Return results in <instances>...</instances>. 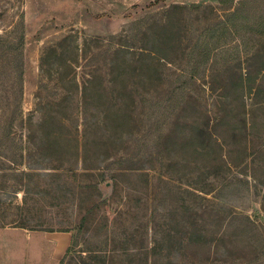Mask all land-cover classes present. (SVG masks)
Returning <instances> with one entry per match:
<instances>
[{"label": "rangeland", "instance_id": "374dc122", "mask_svg": "<svg viewBox=\"0 0 264 264\" xmlns=\"http://www.w3.org/2000/svg\"><path fill=\"white\" fill-rule=\"evenodd\" d=\"M225 1L229 7L220 0H0L2 228L72 231L78 243L64 264H102V256L107 264L139 263L147 253L150 264H211L205 251L179 249L168 234L190 218L188 208L196 214L204 204L250 221L241 243L222 256L212 250L216 264H264V0ZM169 10L177 12L166 16ZM160 24L169 27L157 35L164 59L154 76L127 68L112 80L111 54L121 44L138 50L153 42ZM69 36L80 54L89 44L73 71L76 92L47 72L59 65L53 49ZM97 71L105 76L102 100L85 107L82 89ZM120 109L132 126L113 118ZM186 122L196 140L179 150L192 133ZM41 139L64 154L41 152ZM111 140L124 151L113 165L101 164ZM235 227L226 230L233 238ZM129 235L131 244H117ZM127 247L138 251L127 256Z\"/></svg>", "mask_w": 264, "mask_h": 264}, {"label": "trees", "instance_id": "16d2710c", "mask_svg": "<svg viewBox=\"0 0 264 264\" xmlns=\"http://www.w3.org/2000/svg\"><path fill=\"white\" fill-rule=\"evenodd\" d=\"M220 1L223 4L228 5V2H226L225 0H220ZM227 7H229V5ZM174 9H176L177 11L182 10V8L180 7H176ZM176 12L169 10L166 12L167 14L166 16H171L173 14H176ZM235 13L236 12H234L233 14ZM168 27H169L168 25L165 26L164 24H160L159 26L155 25L153 27L155 30L157 29L161 30V32H154L155 43H154V40L153 42H149L151 46L149 44H146L142 46L141 48H139L138 50H136L135 48L133 49L129 46H125L124 44L119 45L118 48L110 56L111 59H110L109 68H110V75H111L112 80H115V77L117 75L119 74L122 75L121 71H124L123 75L126 74L128 71L127 68H130L133 71V73L134 72L140 73V75H146V74L153 75L151 72L155 70L156 67H158L162 63L161 59L162 60L164 59L160 57L161 50L158 48V44L162 40H158L157 35H162ZM88 46L89 44H86V46L84 47V50L82 51V54H80V48L76 44L75 38L73 36H69L65 38L64 40H62V42L59 43L58 47L53 49L51 53V55L55 54L54 56L57 58V60H59L58 61L59 65L57 67L48 69L47 72L50 76H52V73L56 71V73L59 75L61 80L64 82L63 83L64 87L68 88L70 92L79 91V85L77 83L76 77L73 76V71L80 64L81 57H84V59L88 58V54H89ZM49 58L50 56L48 55V60ZM47 63L48 62H46V64ZM103 83L105 85V76L101 72L99 73L97 71L95 73L92 72L90 74L88 80H86V83L84 84L83 89H82V94H83L82 99H83L85 107L87 103H89L88 101L90 98H94L93 100L94 101L96 100L97 103L100 105V101L102 100V96H103L100 93L101 91L102 92L104 91ZM261 87L262 86L259 87L260 90H261ZM124 91L125 93H127L128 96H131L132 90L126 87ZM53 107H54L53 108L54 110L50 114H48V116H43V119L41 123L39 124L41 129L47 128L49 124L54 119L57 118L55 116V113L57 112V110L63 109L62 108L63 103L58 104V105H53ZM186 108H187L186 110L189 111L192 108V106H188ZM112 115H113V118L118 123H120V125H122V127L125 126L124 120H127V124H130L131 126L133 125L132 124L133 116H131L129 112L127 114H124L122 113V109H120L119 111H116V113ZM186 124L188 125L187 128L190 127L192 129V133L190 135H187L186 133L184 134L183 140L178 142L179 145H177L179 150L181 148L186 147L187 143H190L191 141L196 140V127L192 126V124L188 122H186ZM131 126H128V128ZM182 133H184V131ZM186 136H187V139H186ZM216 142L217 144H219L218 141ZM117 143L118 142L111 140L110 144L105 145L106 148H104L103 154H99L98 156L99 157L98 160L101 159L99 161L101 162V164L110 163V165H113L114 164L113 158L118 157L121 155V153H123L124 150L122 148L126 144L121 143V146L120 145L118 146ZM38 147L41 152H51L52 153V151H54L56 154H59V153L64 154L63 152H61L60 150L61 148L59 146L52 144L50 142H45V141L43 142V139H41V145ZM112 149L114 152H112ZM203 150L205 151V148H203ZM49 158L51 159V157L46 156L44 157V160L48 161L50 160ZM123 161L125 160L123 159ZM110 165H106V166L110 167ZM95 169H98V166L93 168L91 166L85 165L86 171H92ZM130 170H136V168H134L133 166L132 168L125 169L124 172L112 174L110 179H112L114 182H117V179L120 178V176L122 175L127 176L128 175L127 172ZM107 178L108 177L104 175L103 181H106ZM196 191L204 193L203 191L198 190V189H196ZM198 199H201V197L200 195L196 194V202H198ZM191 212H192V209L188 208L187 212L185 211V215H187V217H189L190 215V218H182V219L177 220V225L171 228L168 234L170 235V238L173 237V242L180 241L179 246H178L179 249L184 248V246H189L193 248L196 247L197 250L205 251L204 257H207L206 261H211L212 262L211 264H216V262L219 263V261L221 260V259L215 260L213 257H211L212 250L215 249V251L217 252V255H219L223 251L221 253V256H222L225 251L224 248L229 249L231 248V244H233V246H236L239 244L240 241H243L242 238L244 236V232L246 231V228H249V225L245 223L250 224V221L248 219L245 220V218L243 217L239 218L238 216L229 214V213H232V211L228 212V210L224 209V212L226 214H222V212H215L212 208L204 204L196 205V212H195L196 214L194 213L191 214ZM232 218H233V221L231 222ZM240 222L242 223L241 225H240ZM251 225H253V223ZM1 226L2 225H0V227ZM234 226H236L235 231L237 235L234 236L233 238L232 236L228 235L229 230L228 231L226 230L230 228L232 229ZM22 228H26V227L23 226ZM62 232L71 233L72 231L65 230ZM132 239L133 237L130 236L124 240H119L118 243L117 242L115 243L125 246L129 243L131 244ZM247 240L249 243H251L250 244L251 248L257 247V240L255 241L254 237H250V239L248 238ZM77 241H78L77 236L76 237L73 236L72 245L73 246L76 245V243H78ZM117 244L114 250H116V248L119 249ZM131 250H133V252L131 251L129 252L128 247L126 248L125 253L127 256H130V254L135 253V251H138L137 248H134ZM70 252H71V249L68 250L67 255ZM148 256L149 255L147 253V259L145 261L142 260L139 263L138 262L134 263L135 261L134 259H128L127 261H130V264H150ZM65 259L63 260L62 264H64ZM100 259H101L102 264H107V259L105 257L102 256L100 257Z\"/></svg>", "mask_w": 264, "mask_h": 264}, {"label": "crops", "instance_id": "0c3cea01", "mask_svg": "<svg viewBox=\"0 0 264 264\" xmlns=\"http://www.w3.org/2000/svg\"><path fill=\"white\" fill-rule=\"evenodd\" d=\"M72 242L71 233L0 227V264H62Z\"/></svg>", "mask_w": 264, "mask_h": 264}]
</instances>
